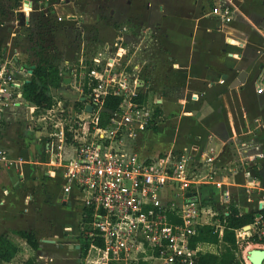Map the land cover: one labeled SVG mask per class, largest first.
<instances>
[{"label":"crops","instance_id":"crops-1","mask_svg":"<svg viewBox=\"0 0 264 264\" xmlns=\"http://www.w3.org/2000/svg\"><path fill=\"white\" fill-rule=\"evenodd\" d=\"M137 1L138 10L119 16L128 25L138 17L140 27L154 30L165 58L148 56L139 47L127 55L126 65L132 64L145 85L143 102L160 115L148 129L136 131L134 138L125 136V149L146 161L172 152L188 153L193 173L206 172L204 157L213 154V169L228 171L220 176L229 192L228 204L243 211L258 209L264 189L245 191L244 172L264 183V0H226L228 13L219 7L224 0ZM126 4L131 7L134 2L126 0ZM109 14L114 16L116 10ZM65 15H57L62 17L59 22L66 21ZM114 33L112 25L105 26L98 41L109 40ZM25 63L30 64L27 59ZM242 71L244 82L231 88ZM6 110L0 120V148L22 163L0 167V237L16 248L14 256L9 261L0 259V264H24L30 258L35 264H83L81 203L74 191L65 199L62 170L49 166L54 156L47 138L41 141L28 134L35 126L27 127V109L25 122L18 124ZM257 154L263 158L248 165L247 156ZM222 158L223 167L217 166ZM27 187L33 193L22 195ZM170 188L165 189L169 197ZM197 188L204 200L218 196L209 185ZM19 231L34 233L36 251Z\"/></svg>","mask_w":264,"mask_h":264},{"label":"built area","instance_id":"built-area-1","mask_svg":"<svg viewBox=\"0 0 264 264\" xmlns=\"http://www.w3.org/2000/svg\"><path fill=\"white\" fill-rule=\"evenodd\" d=\"M22 1L19 11L28 15L32 2ZM65 20L78 26L76 16L66 14ZM104 49L108 50L107 44ZM100 55L97 52L81 70L72 68L84 93L79 98L81 105L67 123L58 122L55 131L45 129L44 133L48 151L54 156L49 166L62 170L65 199L74 191L82 206L83 264H195L198 249L191 240L197 230L212 226L221 241L225 220L219 217L217 207L227 214L229 192L212 167L214 156L205 155L206 172L193 173L188 153L172 152L146 161L128 152L123 139L134 138L136 131L154 123V106L139 99L145 85L136 72H127L117 57L109 55L102 61ZM24 64L14 44L0 46V120L8 107L23 106L29 109L32 120L36 115L44 121L43 115L50 110H37L23 98V84L31 77ZM107 98H118L119 102L102 123ZM86 105L92 110L87 111ZM258 158L263 154L247 156L248 165L257 164ZM21 163V158H13L0 148V167H20ZM244 176L248 193L264 189L256 177L248 172ZM192 185L195 190H190ZM201 185L218 192L213 203L204 202L207 199L197 188ZM168 186L171 197L165 190ZM234 236L239 248L245 243L264 249L261 215L256 213L251 224L234 229ZM252 237L258 242L250 243ZM247 254L235 250L239 264H251Z\"/></svg>","mask_w":264,"mask_h":264},{"label":"rangeland","instance_id":"rangeland-1","mask_svg":"<svg viewBox=\"0 0 264 264\" xmlns=\"http://www.w3.org/2000/svg\"><path fill=\"white\" fill-rule=\"evenodd\" d=\"M1 1L5 5V10L8 7L17 6L12 11L11 15H9L7 9L6 16L0 17V46H7L8 43L14 44L24 61L26 59L29 61L26 48L30 44L28 39L29 30L31 28L25 27L26 21L29 19L34 21L37 13H43L50 9L55 10L50 17H45L50 25L49 29H51L49 38L52 41L51 44L54 46V48L49 50V53L53 57L61 75L70 77L71 81L68 82V84L61 83L59 89L53 92V105L49 112H45V115H43V117L46 118L45 121L34 115L33 122L35 128L33 132L28 134L31 137L35 135L38 139H41V141H43V134L46 131L54 130V125L58 122L67 123L70 120L69 117H73L75 112L78 111L79 105L76 104L84 93L81 90L79 81L74 80L73 67L77 70H81L80 67L83 65L87 67L89 59L97 52H100L101 55L99 58L102 61L109 55L117 57L124 69L131 73L134 72L130 67L132 64L130 63L128 66H125V64L128 58L127 55L134 50L135 47H139L140 50L146 51L148 56L156 54L159 56V59L165 58V51L154 30L151 29V31H148L140 27L138 25V17L133 18L130 22L131 25H128L124 22V19L120 17L124 12L138 10L140 8V2L137 0H131L134 2L131 7L126 4V0H31L32 10H34L28 15H24L19 11L20 2H18V0ZM165 1L168 2V0ZM220 4L219 7L222 13H228L230 10L228 2L226 3V0H224L220 2ZM111 9L116 10L114 16H110L109 14ZM37 10L41 11L39 12ZM63 13L76 16L78 26L75 24L72 25V23L66 21L59 22L57 15H62ZM19 14L22 15L20 16ZM225 21H228L226 17ZM108 25H112L115 28V33L112 38L106 41H98L99 30ZM124 25H126V29L123 28ZM106 44L108 45V50L104 49V45ZM23 112V106L8 107L6 110L11 121L16 124L25 122ZM38 118L39 120L37 121ZM18 132V136L22 137L21 130ZM40 132L43 134H40ZM223 164L224 161L222 158L217 166L220 165L223 167ZM225 171L228 173V171L223 168L216 170V176L221 179L220 176L224 175ZM30 192L33 193V189L27 187V189L22 192V195ZM263 201L264 196L259 203L261 204ZM247 245L252 244L243 243L240 248L237 247V250L240 251L241 254H244L242 251H244ZM252 246L255 248L260 247L258 245ZM262 264H264V260Z\"/></svg>","mask_w":264,"mask_h":264},{"label":"trees","instance_id":"trees-1","mask_svg":"<svg viewBox=\"0 0 264 264\" xmlns=\"http://www.w3.org/2000/svg\"><path fill=\"white\" fill-rule=\"evenodd\" d=\"M16 6L7 8L9 15L12 14ZM7 9L5 10V5L0 0V17L6 16ZM19 15L21 16L22 14ZM32 21V19H29L25 23L26 28L31 27L28 39L30 44L26 48V52L29 63L34 68L32 69L30 80L23 84L22 94L26 101L36 106L37 110H46L52 107L53 89H59L61 83H63V78L49 53V50L54 48V46L49 38L51 29H49L48 20L44 17V12L37 13L36 18ZM142 97L144 96L141 95L139 99L141 100ZM118 102V98H107L105 100L104 111L101 113L102 123L109 119ZM76 105L80 106L81 103L78 101ZM157 115H160L159 111L154 112L155 118ZM204 202L213 203V199L209 198ZM217 209L221 220H225L222 239L221 241L218 239L217 232L214 231L212 226H201L191 240V245L198 249L195 264H239L240 260L235 257L237 246L235 244L234 229L251 224L255 219L256 213L261 215V219L264 222V204L260 209L243 211L234 203H229L226 208L227 214L223 213L221 206H218ZM17 234L25 240L31 250L36 251L38 244L33 232L19 231ZM249 242L257 243L258 240L252 237ZM15 252L16 248L1 236L0 259L9 261ZM24 264H35V262L33 258H30Z\"/></svg>","mask_w":264,"mask_h":264},{"label":"water","instance_id":"water-1","mask_svg":"<svg viewBox=\"0 0 264 264\" xmlns=\"http://www.w3.org/2000/svg\"><path fill=\"white\" fill-rule=\"evenodd\" d=\"M34 10V9H33ZM39 12L41 10H38ZM32 13V11H31ZM53 13V10L51 11H44V17L48 18L50 17V15ZM28 22V20L26 21V23ZM25 67L28 68V71L30 74H32V69L34 68L33 65H29V64H24ZM245 72L242 71L238 74L237 78L230 84V87L231 88H234V87H237L239 86L242 82H244V78H245ZM30 79H28L26 82H28ZM71 81V78L68 77V76H65L63 78V84H68V82ZM56 90L53 89V92H55ZM81 100H83V98H81ZM85 109L87 111H91L92 110V106H89V105H86L85 106ZM27 127H31L32 129L34 128V122L30 116V112H29V109L27 108ZM264 204V202L262 203V205ZM261 204H259V208H261L262 206ZM248 228V226H246V229ZM52 242H54L53 240H51ZM247 259L249 260V262L251 264H262L263 260H264V249L262 248H252L248 251V254H247Z\"/></svg>","mask_w":264,"mask_h":264},{"label":"bare ground","instance_id":"bare-ground-1","mask_svg":"<svg viewBox=\"0 0 264 264\" xmlns=\"http://www.w3.org/2000/svg\"><path fill=\"white\" fill-rule=\"evenodd\" d=\"M254 248V246L252 245H247L245 248H244V253H246L247 251H249L250 249Z\"/></svg>","mask_w":264,"mask_h":264},{"label":"flooded vegetation","instance_id":"flooded-vegetation-1","mask_svg":"<svg viewBox=\"0 0 264 264\" xmlns=\"http://www.w3.org/2000/svg\"><path fill=\"white\" fill-rule=\"evenodd\" d=\"M99 7H101V6H99Z\"/></svg>","mask_w":264,"mask_h":264}]
</instances>
